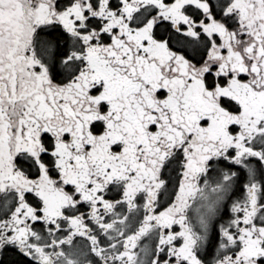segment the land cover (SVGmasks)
<instances>
[{"label":"snow or ice","instance_id":"snow-or-ice-1","mask_svg":"<svg viewBox=\"0 0 264 264\" xmlns=\"http://www.w3.org/2000/svg\"><path fill=\"white\" fill-rule=\"evenodd\" d=\"M0 264H264V0H0Z\"/></svg>","mask_w":264,"mask_h":264}]
</instances>
